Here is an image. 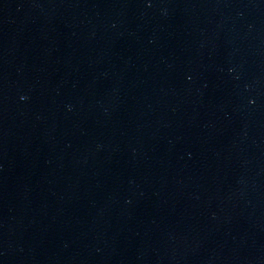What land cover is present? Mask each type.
Segmentation results:
<instances>
[{"label": "water", "instance_id": "water-1", "mask_svg": "<svg viewBox=\"0 0 264 264\" xmlns=\"http://www.w3.org/2000/svg\"><path fill=\"white\" fill-rule=\"evenodd\" d=\"M0 264H264V0H0Z\"/></svg>", "mask_w": 264, "mask_h": 264}]
</instances>
